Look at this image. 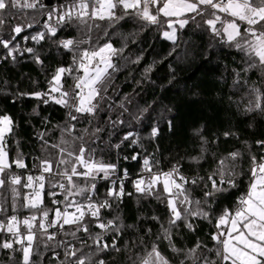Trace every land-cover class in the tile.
Returning <instances> with one entry per match:
<instances>
[{"label": "snow or ice", "instance_id": "obj_1", "mask_svg": "<svg viewBox=\"0 0 264 264\" xmlns=\"http://www.w3.org/2000/svg\"><path fill=\"white\" fill-rule=\"evenodd\" d=\"M29 10L37 15L29 16ZM38 16L46 17L43 23ZM129 20L142 30L155 27L173 45L169 55L179 47V32L190 25L211 37V47L239 53L240 63L232 69L233 86L243 91L233 103L242 115L264 117V0H59L52 6L44 0H0V47L6 50L0 60L16 63L28 54L45 68L46 54L37 47H22L17 37L41 48L47 44L49 50L70 58L46 74L45 89L15 93L17 98L38 102L34 115L40 114L41 104L65 110L64 124L56 126L58 142H50L48 132L36 133L41 154L30 157L31 168L16 139L18 125L9 114H0V234L6 237L0 239V251L9 252L11 264H44L49 252V261L55 264H121L117 259L121 254L125 264H264V140L255 142L259 156L247 142V152H210L203 130L194 129L200 143L198 153L188 157L189 165L195 166L194 171L189 168L192 174H186L180 160L164 170L154 154L134 152L123 157L142 161L133 179L128 168H121L119 157L115 162L104 159L106 148L119 150L125 143L143 148L134 125L145 119L151 107L130 110L133 101L128 95L118 103L114 99L120 95L117 73L143 60L142 55L135 59L124 55L128 37L136 33L122 36L120 47L113 43L112 35L120 33L111 30ZM70 28L76 36H60ZM27 29L37 30L22 36ZM152 67L144 68L143 78H148ZM101 113L106 120H101ZM43 122H48L47 117ZM81 123L87 127L79 128ZM125 127L119 143L101 147L103 133L110 136L109 129ZM159 135V127L153 126L150 137ZM232 135L223 133L225 138ZM218 141L216 137L211 143ZM209 153L210 170L203 168ZM245 155L246 170L241 166ZM101 181L108 184L103 197L97 187ZM129 181L133 192L125 191ZM233 191L239 193L235 201L221 207L224 194ZM134 193L137 204L157 201L165 216L141 214L136 223H126L120 205ZM45 196L52 207L45 205ZM22 209L29 212L23 218ZM149 220L156 230L148 226L141 232V222ZM202 223L210 226L204 238L198 235ZM129 233L135 238H126ZM186 236L194 238L191 244Z\"/></svg>", "mask_w": 264, "mask_h": 264}, {"label": "trees", "instance_id": "obj_2", "mask_svg": "<svg viewBox=\"0 0 264 264\" xmlns=\"http://www.w3.org/2000/svg\"><path fill=\"white\" fill-rule=\"evenodd\" d=\"M44 3L52 6L59 3V0H44ZM28 15H37L31 10ZM42 16H38L41 23ZM19 22V21H17ZM39 29V25H37ZM37 29H27L21 35H29ZM113 33L119 32L120 35H112L113 43L120 47L123 43L122 36L129 33L136 35L128 37V47L124 55L135 59L136 56L142 55L143 60L139 65L129 64L123 67L122 71L117 73L115 84L119 86V96L114 97L116 103L124 96L128 95L132 99L130 110L136 107H148L149 113L145 119L138 125H134V130L140 135L143 148L128 147L127 143L122 145L121 149L106 148L103 153L105 160L115 162L119 157L121 168H128L133 179L139 172L140 161H125L124 156H131L134 152H146L154 154L160 161L162 169H168L177 160L183 164V170L186 174H192L189 171L190 166L188 157L196 155L199 151V139L193 136L194 129H202V134L210 141L209 148L211 151L228 152L235 149L247 152L245 143L251 145V151L257 156L260 155V149L256 146L257 140H264V117L251 114L242 115L237 111L235 103L242 94V89L238 90L233 86L232 69L237 68L240 63V54L234 50L222 47H211V37L204 31L190 25L179 32V47L175 52H171L173 45L161 37V34L155 27L141 29L140 25L129 20L122 22L116 29L111 30ZM7 38V29L3 33ZM74 28H70L60 33L63 37L76 36ZM135 41V42H133ZM17 42L22 43L21 37H17ZM26 46L37 47L46 54L45 68L33 63L25 54L18 57L16 63L11 60H0V114H9L18 127L16 128V139L21 141V150L26 156H29L28 164L31 168V156H39L40 146L36 139L38 131L48 132L46 137L50 142L56 143L60 138V131L57 125H63L65 122V110L57 105H40L39 115L33 114V109L37 106V101L29 97H15V93L32 92L46 88V74L51 71L57 64L63 61L67 64L70 60L67 54L58 55L55 49L49 50L47 44L42 48L28 41ZM6 50L0 47V56L5 55ZM120 65H124L123 59L119 60ZM148 65H153L152 71L148 78L142 77L141 73ZM252 80L257 79V75L250 74ZM3 81H8L7 85ZM71 83V81H69ZM109 94L112 92L110 90ZM231 98V99H230ZM47 117L48 122H43ZM101 120H106V116L101 113ZM171 121L172 127H169ZM251 125V126H250ZM158 126L160 135L155 139L150 137L151 128ZM79 128L87 127L86 123L78 125ZM128 129L121 128L118 131H112L109 136L108 132L102 134L106 144L119 143L122 135ZM229 131L234 135L225 138L223 133ZM219 137L218 144L214 145L211 141ZM11 143V141H10ZM15 148L13 146L12 153ZM97 155H100L98 152ZM184 158L181 160V158ZM242 168H248V157L245 155ZM212 167V158L209 153L208 161L204 163L203 168L210 170ZM203 174V173H202ZM247 177L241 181V191L246 187ZM101 197L107 190V182L101 181L97 185ZM126 192H133L131 182L125 184ZM239 193L233 191L224 194L221 207L229 205L235 201ZM199 195V193H197ZM45 205L51 206V200L45 196ZM115 207V205H114ZM122 215L126 223H136L137 217L141 214L151 216L153 214L165 216V209L155 200H141L137 204V197L134 193L131 197L125 196L123 203L120 205ZM9 215L11 211L9 210ZM27 210H20L19 216L23 218L28 215ZM3 217H0L2 219ZM151 226L155 231L157 225L149 221L141 222V232L144 227ZM210 226L202 223L198 235L204 238ZM23 231V229H22ZM0 234V239H3ZM126 238H135L134 234L129 233ZM189 244L193 239L185 237ZM123 240L120 241L123 244ZM43 250V249H41ZM169 256L170 253H167ZM51 253L49 252L44 258V264H55V261H49ZM7 250L0 251V264H11ZM16 259L19 261L20 253H16ZM37 259V257H34ZM121 264H125V256L121 254L117 258Z\"/></svg>", "mask_w": 264, "mask_h": 264}, {"label": "built area", "instance_id": "obj_3", "mask_svg": "<svg viewBox=\"0 0 264 264\" xmlns=\"http://www.w3.org/2000/svg\"><path fill=\"white\" fill-rule=\"evenodd\" d=\"M56 5V4H55ZM44 19H46V17L45 16H42L41 17V20L43 21ZM19 43V42H18ZM21 44V46L22 47H24V46H26V44H25V42L22 40V43H20ZM31 47V46H30ZM140 163L142 164V161H140ZM165 170H167V169H165ZM21 171H23V170H21ZM51 200V199H50ZM52 206V205H51Z\"/></svg>", "mask_w": 264, "mask_h": 264}]
</instances>
